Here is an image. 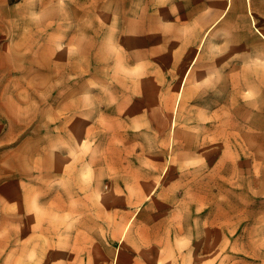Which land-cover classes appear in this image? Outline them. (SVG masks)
Returning <instances> with one entry per match:
<instances>
[{
    "label": "rangeland",
    "instance_id": "rangeland-1",
    "mask_svg": "<svg viewBox=\"0 0 264 264\" xmlns=\"http://www.w3.org/2000/svg\"><path fill=\"white\" fill-rule=\"evenodd\" d=\"M261 23L0 0V264H264Z\"/></svg>",
    "mask_w": 264,
    "mask_h": 264
},
{
    "label": "crops",
    "instance_id": "crops-1",
    "mask_svg": "<svg viewBox=\"0 0 264 264\" xmlns=\"http://www.w3.org/2000/svg\"><path fill=\"white\" fill-rule=\"evenodd\" d=\"M232 4L241 5L245 7V12L261 23L262 32L264 34V0H230ZM260 35H264L258 30Z\"/></svg>",
    "mask_w": 264,
    "mask_h": 264
}]
</instances>
